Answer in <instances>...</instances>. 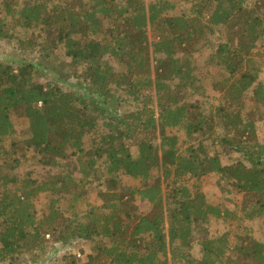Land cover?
I'll list each match as a JSON object with an SVG mask.
<instances>
[{
  "label": "trees",
  "instance_id": "16d2710c",
  "mask_svg": "<svg viewBox=\"0 0 264 264\" xmlns=\"http://www.w3.org/2000/svg\"><path fill=\"white\" fill-rule=\"evenodd\" d=\"M182 1L194 3L195 17L168 16L169 0H3L0 43L35 60H0V264H42L80 241L92 243L91 254L69 253L60 264H264V239L249 226L234 246L228 234L208 232L210 218H264V140L255 130L264 86L255 85L252 58L264 40V0ZM217 26L225 31L207 60L223 77L211 90L222 94L204 112L187 100L204 93L192 56ZM196 135L239 158L223 165L201 141L183 149ZM29 151L40 157L41 180L15 172ZM210 174L241 196L239 216L206 203L197 182ZM123 176L143 186L124 188ZM92 183L100 206L80 211ZM42 194L51 199L39 218Z\"/></svg>",
  "mask_w": 264,
  "mask_h": 264
},
{
  "label": "rangeland",
  "instance_id": "374dc122",
  "mask_svg": "<svg viewBox=\"0 0 264 264\" xmlns=\"http://www.w3.org/2000/svg\"><path fill=\"white\" fill-rule=\"evenodd\" d=\"M25 2H31L33 0H22ZM145 5L147 6L152 0H144ZM170 3L174 5V10L168 11L166 14L168 16H185V17H195L194 16V6L193 2H185L182 0H169ZM198 1V0H194ZM3 0H0V18L4 17V10L2 7ZM210 14L204 15L202 17V22L205 23L208 21ZM215 32V35L212 37H208L209 44H199L198 47H200V50L193 54L192 56V62L193 65L197 68V74L199 75V79L202 82V86L204 88V93L202 95H196L191 96L187 100L189 103L194 104L198 106L199 110H202L204 112H209V110L213 107H217L218 105V99L221 96L220 93H215L211 90V87L213 84H217L219 81L222 80L223 77L221 74V71L217 70L218 68H213L214 64H211L207 59L210 55V53L213 52V48L217 45L218 40H216V37L218 38V35H222L221 31H225L223 27L217 26L213 28ZM15 35H18L17 37L25 38L27 33L21 31L16 33ZM149 35V41L150 43L154 40V35L151 33L150 30H148ZM16 45L15 42L6 44L4 42L0 43V60H5L7 58H13V59H23V60H35V56L27 53V54H21L22 56L15 55L16 52ZM253 59L256 62V67L260 69L259 77L255 83L262 84L264 86V40H262L257 49L253 52ZM108 65L114 67L115 69H118V65L115 61L109 59L108 57L105 58ZM208 62V63H207ZM154 66V62L151 61V67ZM120 69V68H119ZM70 81V80H69ZM252 89H250L245 95V105H250V100L252 98ZM129 106V105H127ZM127 108V107H126ZM215 109V108H214ZM21 124L19 125V131H26V125L23 123L24 120L20 121ZM256 130V136L258 140H264V122H258L255 126ZM215 134L217 137L218 135L222 134V129L219 126H215ZM194 140H187L186 144H184L182 147L183 149L188 144H194L198 141H201L203 146L205 147V150L207 152V155L211 156L214 154L219 155L222 164H228L231 163L233 159L239 158V155L234 153L232 150H229L227 147H224L219 143L217 140H203V137L196 135L193 136ZM216 139V138H215ZM186 140L185 135L183 134L181 136V141ZM39 156L31 151L25 153V158H22V160L19 162L18 169H16V173L20 179H38L41 180L45 175V170L41 168V166H38ZM0 162L2 160L0 159ZM3 172V173H2ZM0 171V174L7 175V168L3 169V171ZM157 176L156 171L151 172V177L149 179L150 182L154 181ZM121 185L124 188H140L143 186L142 182L139 180H131L130 178L121 177ZM198 191L204 196L206 203L210 204L211 206H214L218 208L221 212H228V213H235L236 216L240 215V207L242 205V198L240 195L232 194L231 192L228 193L229 187L225 185L224 182L221 180L219 181L218 176L216 175H207L205 177H202L198 182ZM100 188L95 183H92L89 186L88 190V200L86 203H83L79 206L80 211L86 210L89 206H100V201L98 200L96 193ZM51 196L49 194H42L38 195L34 198V203L36 206V210L38 213V217L41 218L44 213H47V207L48 202L50 201ZM137 207L139 208V211L142 214H147L149 212L150 207L146 202L140 201L138 198L135 200ZM66 202L62 201L60 204V210L61 212L65 211ZM65 217H69V214L66 212L64 213ZM245 225L249 226L251 231L250 234L255 237L258 240L264 239V218L257 219L253 222H248L246 224L245 222L237 223L235 220L232 219V217H222V218H210L209 224H208V232L211 237L216 238L223 234H228V237L230 239V245L234 246L236 243L240 242L241 237H243L246 232L242 231L241 227H244ZM259 237V238H257ZM56 252L53 254V251H50L47 256L42 260V264H60V258L61 256H67L69 253L71 255H75L77 259H82L83 257L91 254L92 250V243L86 242V241H80L79 244L76 247H68L67 249L56 247ZM72 249V250H71ZM200 247L198 244H194L192 247V253L194 257H198V250ZM68 250V251H67ZM80 257H77V256ZM69 257V255H68ZM67 258V257H66ZM7 264V263H4ZM18 264H22V261ZM24 264V263H23Z\"/></svg>",
  "mask_w": 264,
  "mask_h": 264
},
{
  "label": "built area",
  "instance_id": "2783aa9c",
  "mask_svg": "<svg viewBox=\"0 0 264 264\" xmlns=\"http://www.w3.org/2000/svg\"><path fill=\"white\" fill-rule=\"evenodd\" d=\"M48 237V236H47Z\"/></svg>",
  "mask_w": 264,
  "mask_h": 264
}]
</instances>
